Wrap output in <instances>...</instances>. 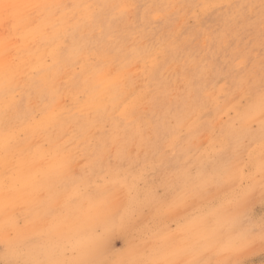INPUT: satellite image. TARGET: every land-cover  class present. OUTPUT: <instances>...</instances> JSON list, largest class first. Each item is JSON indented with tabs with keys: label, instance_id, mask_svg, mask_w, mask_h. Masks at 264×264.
Masks as SVG:
<instances>
[{
	"label": "rangeland",
	"instance_id": "obj_1",
	"mask_svg": "<svg viewBox=\"0 0 264 264\" xmlns=\"http://www.w3.org/2000/svg\"><path fill=\"white\" fill-rule=\"evenodd\" d=\"M0 31V264H264V0H0Z\"/></svg>",
	"mask_w": 264,
	"mask_h": 264
},
{
	"label": "bare ground",
	"instance_id": "obj_2",
	"mask_svg": "<svg viewBox=\"0 0 264 264\" xmlns=\"http://www.w3.org/2000/svg\"><path fill=\"white\" fill-rule=\"evenodd\" d=\"M70 3H71V2H70ZM82 3H83V2H82ZM82 3H81V4H82ZM54 4H55V3H54ZM72 4H73V2H72ZM68 5H69V4H68ZM69 6H70V5H69ZM58 9H59V8H58ZM59 10H60V9H59ZM59 10H58V11H59ZM6 11H7V10H6ZM2 12H3V11H2ZM27 12H28V11H27ZM72 12H73V11H72ZM33 14H34V13H33ZM63 14H64V13H63ZM66 14H67V13H66ZM70 14H71V13H70ZM64 15H65V14H64ZM68 15H69V14H68ZM74 15H76V14H74ZM5 16H6V15H5ZM41 16H42V15H41ZM39 17H40V15H39ZM9 18H10V16H9ZM68 19H69V18H68ZM63 20H64V19H63ZM65 20H66V19H65ZM66 21H67V20H66ZM66 21H65V22H66ZM70 21H71V20H70ZM70 21H69V22H70ZM34 22H35V21H34ZM5 23H6V22H5ZM35 23H36V22H35ZM63 23H64V22H63ZM85 23H86V22H85ZM89 23H90V22H89ZM2 24H3V23H2ZM33 24H34V23H33ZM4 25H5V24H3V27H4ZM62 25H64V24H62ZM62 25H61V26H62ZM84 26H85V24H84ZM54 27H55V26H54ZM62 27H63V26H62ZM58 28H59V27H58ZM17 31H18V30H17ZM60 31H61V30H60ZM0 32H1V31H0ZM5 32H7V31L5 30ZM48 34H49V33H48ZM75 34H76V33H75ZM0 35H1V34H0ZM62 35H63V34H62ZM73 36H74V35H73ZM1 38H2V37H1ZM58 38H59V37H58ZM202 38H203V37H202ZM44 39H45V38H44ZM17 41H18V40H16V42H17ZM62 42H63V41H62ZM203 42H204V41H203ZM16 48H17V47H16ZM156 48H157V47H156ZM47 49H48V48H47ZM47 49H45L46 52H47ZM12 55H14V54H12ZM11 60H12V59H11ZM31 63H32V62H31ZM166 69H167V68H166ZM28 75H29V74H28ZM226 75H227V74H226ZM141 79H142V78H141ZM42 83H43V82H42ZM10 90H11V89H10ZM14 90H15V89H14ZM115 94H116V93H115ZM170 95H171V94H170ZM30 100H31V99H30ZM61 102H62V101H61ZM250 107H251V106H250ZM106 110H108V109H106ZM105 113H106V112H105ZM194 114H195V113H194ZM15 125H16V124H15ZM16 139H17V138H16ZM261 141H262V140H261ZM235 172H236V171H235ZM228 173H229V171H228ZM233 174H234V173H233ZM0 177H1V176H0ZM229 180H230V179H229ZM253 199H254V198H253ZM237 218H238V217H237ZM224 226H225V225H224ZM224 228H225V227H224Z\"/></svg>",
	"mask_w": 264,
	"mask_h": 264
}]
</instances>
